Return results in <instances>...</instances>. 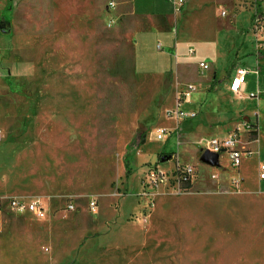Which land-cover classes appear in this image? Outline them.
Segmentation results:
<instances>
[{"label":"rangeland","instance_id":"rangeland-1","mask_svg":"<svg viewBox=\"0 0 264 264\" xmlns=\"http://www.w3.org/2000/svg\"><path fill=\"white\" fill-rule=\"evenodd\" d=\"M135 3L173 12L166 0ZM190 6L169 39H182L185 20L191 40L219 26L217 65L233 69L242 59L250 73L247 98L222 93L218 109L232 108L228 123L243 122L259 88L254 52L264 51V33L254 16L264 0ZM140 24L126 0H0V203L38 200L44 210L2 206L0 264H264V149L248 147L237 168L227 152L217 168L200 161L233 124L188 138L175 132L165 112L184 91L171 75L148 74L173 64L157 46L167 45L160 35H140L135 53ZM162 128L168 133L158 139ZM181 164L196 169L189 188L176 180ZM222 166L243 179L212 178ZM151 171L164 176L153 190Z\"/></svg>","mask_w":264,"mask_h":264},{"label":"crops","instance_id":"crops-1","mask_svg":"<svg viewBox=\"0 0 264 264\" xmlns=\"http://www.w3.org/2000/svg\"><path fill=\"white\" fill-rule=\"evenodd\" d=\"M191 2L192 0H187L180 10H176L173 4L168 1L173 12L162 13L153 11L155 9H152L151 5H148L147 7H139L136 5L135 0H126V3L131 6L133 15H135L141 22V30L138 31L134 37L135 53L136 47L139 44L140 35H160L164 37L167 45L162 47L161 43H158L157 46H160L159 49L166 51L165 55L167 59L172 62L173 68L164 65L159 67L160 69L158 72L152 71L148 74L154 75L157 79H162V81L167 75H171L172 87H174L176 92L180 91L179 88L183 89V91H186L189 87L193 88L188 97L189 99H184L183 96H181L176 100V103L179 101L182 109L197 113L195 123L192 121L189 122L190 119L183 121L179 124L178 128L175 127V132H185L184 136L188 138L189 135L192 134V131L200 134L209 130V128L217 126L215 125L217 123H223L224 125L222 127L233 124V127H231L233 129H239V132L243 133L245 136L244 140L239 141L240 145L241 143L246 145V148L243 149L247 151V148L249 147L254 154L259 155L264 149V60L258 59L255 61L256 70L253 71V73H255L257 77L260 75L257 81L259 82V88H257L256 93L250 92V96L253 97V102L248 104L249 108L246 110L249 112L248 118L246 116L243 122L228 123L225 115L228 114V112L230 113L232 108L229 107L225 111L218 109L220 99L223 97L222 93L226 94L228 92L239 98H247L245 94H247L248 85L245 80L244 85L237 94L231 92L230 84L235 76L236 69L240 67V65L237 67L235 65L233 69L228 67V64L225 62L222 66L221 64L217 65L222 53L219 48V26H217V33L210 35L209 37H204L198 41L191 40L185 34V26L187 24V20H185L183 25L181 24L180 26L182 39L172 41L169 39V33L173 31L174 26L176 25L177 14L179 13V15H182L183 17L185 15V18L187 19V15L191 9ZM200 62L208 64V69L206 71L200 68ZM135 64L137 65L136 58ZM231 64L234 63L231 62ZM226 69L229 70L228 72L232 73V77L227 83L222 82L221 80V70L224 71ZM141 74H145V72ZM213 81L215 82L212 86ZM196 91H198L197 96L191 99L190 97L192 96V93ZM200 112L202 113L200 114ZM202 117L203 119L201 120ZM247 123L248 125L256 124L257 126V138L253 139V141H248L247 139L246 133L248 129L244 126V124ZM199 144L204 146L202 141H199ZM207 145L209 146V144ZM207 167L210 168V166ZM221 169L223 171L222 174H214L218 176V178H221L222 176V179H229L235 182L243 179V176L240 174L228 175L226 173L227 170L225 171V169H227L225 166H222ZM261 181L262 180L259 179V188L260 191L264 193V189L261 188Z\"/></svg>","mask_w":264,"mask_h":264},{"label":"built area","instance_id":"built-area-1","mask_svg":"<svg viewBox=\"0 0 264 264\" xmlns=\"http://www.w3.org/2000/svg\"><path fill=\"white\" fill-rule=\"evenodd\" d=\"M170 1L176 10H180L186 3V0H168ZM255 21V29L258 30V28H262V32L264 33L263 24H264V6L261 8L260 14H256L254 16ZM160 47V46H159ZM200 68L203 70L208 69V64L205 62H200L199 64ZM249 73V71L245 67H238L235 72V76L232 79V82L230 84V91L233 93H238L242 86L245 83L246 76ZM193 88L189 87L186 91L182 93V96L184 99L188 98L192 92ZM165 115L169 118H174L176 122V127L178 128L179 124L183 121L195 118L197 116L196 112L187 111L181 108L179 101L176 103V107L173 109H167L165 112ZM247 129H250L248 123L244 124ZM240 130L235 129L231 134H228L223 137H217L213 138L209 141V150L212 152L219 153L222 152V150H226L229 154V158L231 160V164L233 167H239L241 163V156L243 153L247 152L245 149H241L239 147L240 145ZM168 133V130L165 128H162L158 131L157 137L158 139H163L164 135ZM186 177H189L191 181H194L196 177V169L192 165L188 164H181L176 169V180L178 182H182L186 179ZM212 178H217L216 175H212ZM149 182L148 186L150 189H156L160 182L163 181L164 176L159 174L157 171H151L149 174ZM259 179L264 180V164H259ZM3 204H6L10 209L15 210L19 214L23 213H33L37 216L44 215V210L42 207V204L40 201H30L26 202L24 200L19 199H11L6 203H0V224L2 223V216H1V209L3 208ZM72 208V206H69Z\"/></svg>","mask_w":264,"mask_h":264},{"label":"trees","instance_id":"trees-1","mask_svg":"<svg viewBox=\"0 0 264 264\" xmlns=\"http://www.w3.org/2000/svg\"><path fill=\"white\" fill-rule=\"evenodd\" d=\"M254 55H255V60H258V59L259 60H264V51H255L254 52ZM245 56H247V54H245L244 56H242V58L245 57ZM239 59H241V58H239ZM244 62L245 61H243L241 59L240 61L236 62V66L237 65L243 66L245 64ZM232 63H234V62H232ZM263 80H264V78H263ZM214 82L215 81H213L212 86L214 85ZM249 127L252 128V129H255V132L253 134L254 135L253 137H255L254 139H256L257 138V131H256V127L257 126H256V124H251V125H249ZM125 165H126V167H127V165L129 166V161L128 160H126ZM126 175L127 176L129 175V171H127V174ZM192 182L193 181H191L189 177H186V179L181 182V185L184 188H189L192 185Z\"/></svg>","mask_w":264,"mask_h":264},{"label":"water","instance_id":"water-1","mask_svg":"<svg viewBox=\"0 0 264 264\" xmlns=\"http://www.w3.org/2000/svg\"><path fill=\"white\" fill-rule=\"evenodd\" d=\"M226 150H222V152H225ZM200 161L208 165L210 167L217 168L220 166V154L216 152H212L209 149H206L203 151V153L200 156Z\"/></svg>","mask_w":264,"mask_h":264}]
</instances>
